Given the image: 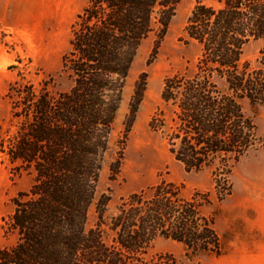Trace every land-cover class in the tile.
Here are the masks:
<instances>
[{"label":"trees","instance_id":"16d2710c","mask_svg":"<svg viewBox=\"0 0 264 264\" xmlns=\"http://www.w3.org/2000/svg\"><path fill=\"white\" fill-rule=\"evenodd\" d=\"M180 0H86L70 24L60 71L64 91L17 81L9 91L13 128L0 137V151L32 183L11 199L0 264H173L147 258L157 237L191 253H222L208 191L181 195L161 180L119 199L105 216L107 196L96 202V220L86 226L99 171L131 63L143 39L159 41ZM186 42L198 45L191 67L164 77L148 126L160 131L186 171L212 169L216 200L231 190L234 163L261 142L243 103L264 104V0H196L184 26ZM259 41V65L243 57ZM156 47V46H155ZM156 53L154 49L153 55ZM134 83L125 120L128 131L145 88Z\"/></svg>","mask_w":264,"mask_h":264},{"label":"rangeland","instance_id":"374dc122","mask_svg":"<svg viewBox=\"0 0 264 264\" xmlns=\"http://www.w3.org/2000/svg\"><path fill=\"white\" fill-rule=\"evenodd\" d=\"M195 2L180 0L164 36L157 41L156 35L150 34L137 49L115 114L86 226H93L96 202L103 195L109 198L104 213L108 217L121 197L161 180L179 185L184 198H190L196 191H208L211 203L203 204L200 211L213 215L222 253H191L181 242L157 237L146 257L169 259L173 264H222L223 259H228L232 239L223 230V206L228 208L229 195L238 192L241 158L229 173L230 194L217 201L212 169L186 171L169 152L162 133L148 126L155 111L159 108L167 110L160 98L164 77L191 67L198 54V45L186 42L184 38V26ZM85 3L86 0H0V137L13 128L9 91L15 82L28 81L37 86L48 80L53 92L69 88L70 81L60 71L61 58L69 47L70 24ZM260 46L259 41H251L243 49V57L254 66L259 65ZM142 73H145V88L134 120L125 131L134 83ZM243 108L253 118L261 140L250 150L264 151V104L244 102ZM31 183V175L14 169L0 151V248L13 242V238L4 236L2 228L3 219L13 208L11 199L18 192L26 191Z\"/></svg>","mask_w":264,"mask_h":264},{"label":"crops","instance_id":"0c3cea01","mask_svg":"<svg viewBox=\"0 0 264 264\" xmlns=\"http://www.w3.org/2000/svg\"><path fill=\"white\" fill-rule=\"evenodd\" d=\"M238 179L237 194L229 195L228 208L223 206V230L232 239L222 264H264L263 150L253 149L241 157Z\"/></svg>","mask_w":264,"mask_h":264}]
</instances>
